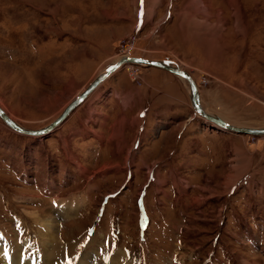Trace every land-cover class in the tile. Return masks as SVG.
<instances>
[{
	"label": "rangeland",
	"instance_id": "1",
	"mask_svg": "<svg viewBox=\"0 0 264 264\" xmlns=\"http://www.w3.org/2000/svg\"><path fill=\"white\" fill-rule=\"evenodd\" d=\"M124 57L176 66L204 112L264 128V0H0V108L23 130L50 126ZM147 68L115 75L151 99L135 151L148 99L112 122V77L46 135L0 118V264H264V136L189 121L188 86Z\"/></svg>",
	"mask_w": 264,
	"mask_h": 264
},
{
	"label": "water",
	"instance_id": "2",
	"mask_svg": "<svg viewBox=\"0 0 264 264\" xmlns=\"http://www.w3.org/2000/svg\"><path fill=\"white\" fill-rule=\"evenodd\" d=\"M125 64H132L136 66H144V67H154L159 68L162 70H165L171 74H173L176 77H181L185 79L190 87L191 91V99H192V106L194 111L198 116H201L206 120L207 122L214 124L216 127H219L220 129H224L225 131L234 132L236 134H243V135H249V136H264V128L263 129H256V128H236L234 126L228 125L226 122L216 119L214 117H211L207 115L206 112H204L199 105V94H198V88L196 87V84L194 80L190 77V75L180 69H175L173 67H170L164 62L161 61H150L143 58H136V57H124L120 59L116 64L111 66L107 69L106 72L99 74L89 85L88 87L79 95L77 98L72 101L64 110V112L48 127L37 130V131H27L23 130L19 127H17L12 120H10L2 110L0 109V118L3 120V122L11 129L18 131L20 134H25L26 136H42L46 135L48 132H51L53 129H55L60 123L64 122L67 117L70 115V113L73 112L74 109L77 108L79 104H81L102 82H104L114 71L119 69Z\"/></svg>",
	"mask_w": 264,
	"mask_h": 264
},
{
	"label": "crops",
	"instance_id": "3",
	"mask_svg": "<svg viewBox=\"0 0 264 264\" xmlns=\"http://www.w3.org/2000/svg\"><path fill=\"white\" fill-rule=\"evenodd\" d=\"M234 37L232 36V37H230V39H233ZM235 39V38H234ZM190 39H187V38H185L184 39V43H183V45L184 46H189L190 47V49L192 50V51H194L195 53H196V55H200V51L197 49V47H195L196 45H193L190 41H189ZM234 43H236V42H234ZM237 44V43H236ZM144 59V58H143ZM146 60H148V59H146ZM150 61H159V60H150ZM161 62H164V61H161ZM166 63H168V62H166ZM168 64H170V63H168ZM110 68V67H109ZM147 69H153V70H155V71H160V72H163V73H167L168 75H170L171 73H169V72H167V71H165V70H162V69H159V68H154V67H148ZM118 70V69H117ZM116 70V71H117ZM116 71H114L113 73H112V75H110L104 82H102L100 85H102V84H104L105 82H107V80L110 78V77H112V85L111 86H109L108 87V90L111 92V94H112V96L114 97L112 100H111V105H110V107H109V110H110V116H111V119H112V122H114V117L115 116H118V117H120L121 115H123V117H128V116H130L131 115V113H132V110L134 109V108H132V103H136V104H142L143 102H145L148 98H144L143 99V97H139L138 99H137V97L138 96H141V95H139V93L136 95V93L135 92H138L137 90L135 91V89H133V87L132 86H130V85H127V86H124V85H126L125 83H128V81H125V80H123L124 78H123V74H119V76L117 75V76H115L116 75ZM171 75H173V74H171ZM174 76V75H173ZM191 76V75H190ZM164 77H166V76H164ZM192 77V76H191ZM167 78V77H166ZM193 78V77H192ZM174 79H175V81H176V83H178V84H181V85H183L187 90H188V88L184 85V83H182L176 76H174ZM99 85V86H100ZM98 86V87H99ZM166 81H165V84L164 85H162V89H161V92H162V90H163V92H164V94H168L166 91H165V88H166ZM124 87H126V90L125 89H123ZM164 87V88H163ZM124 92H126V95L124 96V98H122V94L124 93ZM188 93H189V91H188ZM137 96V97H136ZM122 99V100H121ZM149 100H151V99H148V103L144 106V107H142L141 109L140 108H138V110H137V114H136V118L138 117V118H140L141 119V123H143L142 124V126L140 125L139 126V130H141V131H137V133H135V136H134V139H133V142H132V145H131V150L132 151H135V149H138V146H139V143H140V138H141V133L143 132V129H144V127H143V125H145L144 123L146 122V119L148 120L149 119V114H150V107H151V104L149 103L150 101ZM110 101V100H109ZM155 100H153V102H154ZM80 105V104H79ZM78 105V106H79ZM77 106V107H78ZM192 106V105H191ZM139 107H140V105H139ZM179 110V109H178ZM192 111H193V114L191 115V117H190V119H189V121H193V119H194V117H196L197 115H196V113H195V111H194V109H193V106H192ZM159 113V116L163 119L164 117H169V113L167 112V113H165L164 111H163V109L161 108V110L158 112ZM174 116H176V114H177V111H174ZM160 120V123L158 124V125H161V122H165L167 119H163V120ZM143 121V122H142ZM139 125V124H138ZM137 125V126H138ZM191 126H187L186 128H184L183 129V134H186V133H188V132H191V128L193 129V127H191ZM164 128H166V127H164ZM190 129V130H189ZM117 132V131H116ZM199 132H197V135H199V137H201L202 135H204V133L203 134H201V133H199ZM222 135L223 136H227V135H232V136H236L237 137V135H235V134H229V133H227V132H222ZM196 136V135H195ZM210 137H213L212 136V134H210L209 135ZM158 137V136H157ZM189 140V139H188ZM187 140V141H188ZM193 140H195L194 139V137H193ZM187 141H183V144L181 145V148H183L184 149V151L186 150L187 151V153H189L188 152V146H187V143H189V141L187 142ZM198 141H200V139L198 140L197 139V144H198V149L200 148V143H201V141H200V143L198 142ZM202 144V143H201ZM149 146V145H148ZM151 146H152V144H151ZM149 148H150V146L148 147V150H146L145 151V153H149L150 154V156L152 157L153 156V154H152V152L149 150ZM200 152V151H199ZM152 154V155H151ZM210 155H211V152H210V149H208V152L207 153H205L204 154V157L206 158V159H209L210 158ZM148 156V155H147ZM202 154L200 153V158H199V161H200V159H202ZM203 157V158H204ZM199 164H200V162H198V166H199ZM152 174H154V172H152ZM236 175V174H235ZM238 181V179L237 180H235V178L233 177V178H228V179H226L225 181H224V183L223 184H225V186L227 187V185H228V183H231V185L232 184H234V183H236ZM240 181V180H239ZM236 184H238V182L236 183ZM235 184V185H236ZM234 185V187H232V188H229V190H228V192H234L235 191V188L237 187V186H235ZM123 190V189H122Z\"/></svg>",
	"mask_w": 264,
	"mask_h": 264
},
{
	"label": "bare ground",
	"instance_id": "4",
	"mask_svg": "<svg viewBox=\"0 0 264 264\" xmlns=\"http://www.w3.org/2000/svg\"><path fill=\"white\" fill-rule=\"evenodd\" d=\"M164 63H166V62H164ZM167 64V63H166ZM167 65H169V64H167ZM113 66V65H112ZM170 67H173V68H175V69H179V68H176V66L174 67V65L172 66V65H169ZM140 67V66H139ZM141 67H144V66H141ZM112 75V74H111ZM191 77V76H190ZM179 80H181V81H183L187 86H188V88H189V95H190V98H191V91H190V87H189V84H188V82L185 80V79H183V78H181V77H177ZM192 78V77H191ZM195 82V81H194ZM196 84V83H195ZM197 87V86H196ZM198 88V87H197ZM198 94H199V91H198ZM80 95V94H79ZM78 95V96H79ZM77 98V97H76ZM75 98V99H76ZM74 99V100H75ZM73 100V101H74ZM198 102H199V105H200V94H199V100H198ZM1 109V108H0ZM66 109V108H65ZM2 112L4 113V115H6L9 119H11L9 116H8V114H6L3 110H2ZM64 112V111H63ZM207 115H209L208 113H207ZM209 116H211V117H214V118H216V119H219L218 117H215V116H212V115H209ZM203 120H204V118H202ZM12 120V119H11ZM13 122H14V120H12ZM206 121V120H205ZM207 122V121H206ZM14 124L17 126V124L14 122ZM209 124H212V123H210L209 122ZM214 125V124H213ZM229 125V124H228ZM230 126H232V125H230ZM17 127H19V126H17ZM20 128V127H19ZM217 128H219V127H217ZM236 128H240V127H236ZM220 130V129H219ZM222 130H224V129H222ZM14 131V130H13ZM16 132V131H15ZM18 132V131H17ZM224 132H227V133H230V134H235L236 135V133H234V132H230V131H224ZM20 134V133H19ZM21 135H24V136H26L25 134H21ZM67 204H60V209H61V206H63V209L65 208V206H66ZM62 210V209H61ZM41 226V228H45V231H46V229L47 230H49V227H47L44 223H42V225H40ZM51 233V232H50ZM50 233H48L49 235H50ZM10 258V257H9ZM9 258L7 257V258H4V259H2L1 260V264H4V263H9V262H11L10 260H9ZM12 263V262H11ZM15 264H18V262L16 261L15 262Z\"/></svg>",
	"mask_w": 264,
	"mask_h": 264
}]
</instances>
